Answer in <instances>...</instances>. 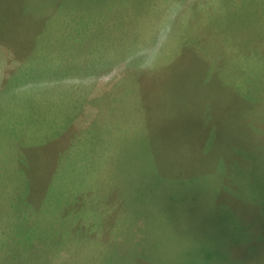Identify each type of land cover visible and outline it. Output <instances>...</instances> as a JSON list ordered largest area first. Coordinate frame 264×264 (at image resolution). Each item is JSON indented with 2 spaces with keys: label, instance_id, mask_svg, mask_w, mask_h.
<instances>
[{
  "label": "rangeland",
  "instance_id": "1",
  "mask_svg": "<svg viewBox=\"0 0 264 264\" xmlns=\"http://www.w3.org/2000/svg\"><path fill=\"white\" fill-rule=\"evenodd\" d=\"M241 1L0 0V264H264Z\"/></svg>",
  "mask_w": 264,
  "mask_h": 264
},
{
  "label": "crops",
  "instance_id": "2",
  "mask_svg": "<svg viewBox=\"0 0 264 264\" xmlns=\"http://www.w3.org/2000/svg\"><path fill=\"white\" fill-rule=\"evenodd\" d=\"M258 1L250 0V2H254V5H245L241 1L226 10H217V13H214L215 10L213 12L209 11L207 16L217 19H225L227 17L229 21H232L228 25L236 24V21L240 19L244 21L243 25H264V3H258Z\"/></svg>",
  "mask_w": 264,
  "mask_h": 264
}]
</instances>
